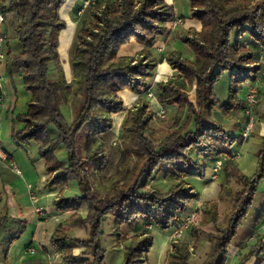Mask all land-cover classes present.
<instances>
[{"label":"trees","instance_id":"16d2710c","mask_svg":"<svg viewBox=\"0 0 264 264\" xmlns=\"http://www.w3.org/2000/svg\"><path fill=\"white\" fill-rule=\"evenodd\" d=\"M188 1L190 15L200 22L202 29L191 35L184 33L181 39L188 44L195 59L191 62L174 54L166 59L184 79L188 89L193 91V100L188 97V91L169 81L155 86L160 104L175 105L179 113L186 110L187 117L178 130L152 144L146 137L150 132L148 122L152 119L147 105L138 104L133 107L134 110H126L127 119L121 127L123 154L136 159L130 172L131 182L117 189L113 196L98 199L93 194L89 195L87 182L82 184L76 175L70 145L86 126L90 128L92 142H103L112 134L111 115L125 111L119 93L128 90L137 95L149 88L154 64L142 57L118 59L116 54L121 45L131 39L144 45L153 43L163 33L165 23L173 21V9L164 0H94L97 6L91 12V22L83 21L76 32L70 62L73 83L81 97L75 109V120L67 124L60 104L67 101L71 85L65 83L58 52L59 33L66 27L59 11L66 0H8L4 8L5 12L14 16L13 34L22 50L17 56H10L8 51V71L23 72L24 89L31 95L26 113L17 117L24 128L15 131L12 136L19 144L28 141L41 143L39 158L44 161L45 171L50 177L46 182L48 187L67 184L70 179L78 181L83 193L81 198L70 200L59 196L53 205L66 212L86 204V219L74 217L71 222H79L89 233V238L87 241H73L86 249L85 255L92 256L93 264L101 263L103 257L96 239L103 215L115 217L116 226L134 225L140 221L151 229L165 231L191 214L187 202L198 200V195L189 184L190 178L202 177L206 160L229 155L234 142V137H230L218 124L212 121L205 124L203 121V113L211 114L219 105L214 93L215 84L221 74L230 73L228 101L220 106V110L235 114L242 108L238 97L241 85L255 80L261 70L257 63L260 53H264V0L257 3H252V0L243 3L238 0ZM51 67L58 77L56 80L48 77ZM49 127L57 131L58 137L54 140H49L46 134ZM60 144L68 152V168H64L54 155ZM98 146L101 147L102 143ZM259 154L261 166H264V153ZM92 155L99 157L103 164L104 156L100 151ZM163 168L167 172L166 177L172 174L179 179L166 193L151 186ZM262 175L249 181L241 176L243 190L237 195L239 207L230 211L225 228H216L218 233L224 231V234L211 236L213 244L202 264L226 263L228 238L235 234L239 219L245 214L257 180ZM202 213L206 214L205 210ZM210 220L216 223L214 217ZM24 227L18 222L17 228L12 229L14 232L3 249L2 264H8V246L20 236ZM151 235L144 230L134 245L125 247V264H132L143 257L152 245ZM67 240L66 230L58 228L51 243L60 251L62 264H74ZM261 247L262 243L258 240L239 264L256 255ZM172 248L177 257H172L171 253L170 261L186 264L187 256L180 253L174 242Z\"/></svg>","mask_w":264,"mask_h":264},{"label":"rangeland","instance_id":"374dc122","mask_svg":"<svg viewBox=\"0 0 264 264\" xmlns=\"http://www.w3.org/2000/svg\"><path fill=\"white\" fill-rule=\"evenodd\" d=\"M173 1H175V9L181 8L180 11H183V15L185 17H190V2L188 0ZM238 1L243 3L247 0ZM258 1L260 0H252V3H257ZM252 3L250 5H253ZM6 4H4L3 8L6 7ZM89 6L90 7L87 8L88 6L84 5L83 0H79L74 5V8L71 11L72 19L79 20L80 26L83 21L91 22L92 20L90 15L92 10L95 8L94 6H97V4L94 2V0H92ZM78 12H81L80 16L77 14ZM67 42L68 40L66 38L62 39L61 45L63 46V48H65ZM167 44L168 46L166 49L165 58H167L170 54H174V56H179V58H182L183 60L191 61L190 57H192L193 59V52L191 51L188 44L183 42V40L181 39V35L171 39V41ZM74 45L75 40L72 46L69 47V61H71L73 57ZM155 50L156 48L151 49L153 57L157 61H159L158 54ZM136 58L140 57L137 56ZM165 65L166 67H168V69L173 70L169 65L167 59ZM158 69L160 70L161 68H159V66H156L155 73ZM54 73V68L51 67L48 77L52 79L51 76H54L56 74ZM178 75L179 73H177V76H175V78H173V80L169 82L178 87L180 86L184 89V91H188L187 94L190 98V90L188 89L186 82L180 75ZM70 85H73V91L71 89L69 90L70 92L67 98H72L69 104L73 105L76 109L77 102L81 97V94L76 91L77 87L75 84ZM258 90L259 106L257 105V107H259L260 110V108L264 109V86L260 85ZM156 91L155 88H153L152 97L154 96L157 99ZM239 98L241 99V96ZM28 102L29 101H26V103L24 104V114L27 111ZM138 104H146L147 112H149L152 116V119L148 122V128L150 132L146 134V137L152 142V144H157L168 134H171L174 131L178 130L182 113L178 112L177 106L160 104V108L165 111L166 115L165 119H161L157 115L159 106L156 103L150 105L151 103L139 102ZM166 106H168L167 109L165 108ZM133 107H131L130 110H134ZM70 110L71 108L69 107V105H65L63 103L61 104L60 111L67 124H71L75 120L74 118L76 110L74 111V117L72 118V110L71 113H69ZM216 110H219L220 112L215 113L214 120L213 116L204 112L203 121L205 124H209L210 121L215 122L220 127L225 129L229 133L230 137H234V142L230 150L234 152L235 155H238V158L234 160L236 161L235 165L238 171L235 173L230 155H227V160L219 167V172L215 179H212V176L214 174L212 168L215 167L214 165L216 163L211 164L213 166L207 164V167H202V177L197 176L189 180V184L194 188V192L198 195V200H190L187 202V207L189 208L191 214L186 215L181 220L175 222L170 230L163 231L156 228L151 229L148 225L140 221H138L134 225L116 226L115 217H112L111 215H103L96 237L97 246H99L100 251L103 252L102 261L99 264H125V247L129 246L130 244L134 245V243L139 238V236L137 235L134 237L132 236L126 238L125 231L131 226H136L137 229H140L142 231L146 230L148 232H151L152 234V245L149 247V250L143 254V259H136V261L132 264H176L177 261H170L169 257L171 253L173 254L172 257H177V255L173 252V242L176 246H178V249H180V253L187 256L185 260L186 264H202L206 261V259L208 258V253L210 252L211 246L213 244L211 236H222L224 234V231L222 233H218L216 228H225V223L230 217V211L234 209L236 211L237 207H239L237 195L243 190V183L240 179L241 176L249 181L256 178L258 175H262V169H264V166H261L262 162H260L261 158L259 154L260 152L264 153V133L259 132L261 125H264V112H262V115H259V117L257 111H255V113L253 114L255 126L247 141L242 142L239 139L242 130L245 127L244 114L242 110L238 109L235 114H227L226 112H221L220 107L219 109H217V106L213 109V111ZM126 119L127 113H125L124 118H121L120 120L122 122L119 126V134H114V131H112L111 129V136H109L108 138L105 137V139H103V142H92L89 136L90 128L86 126L84 127V129H82L80 134L74 137V140H72V143L70 145L73 148L72 162L74 165L73 168L75 169V173L77 176H79L80 182H82V184H84V182H87L88 188L90 189L89 195L93 194L97 197L96 199L103 198L104 196L111 197L117 192V189L126 187L127 184L131 182L130 172L136 159L128 158L123 154L125 148L122 145L123 134L121 131V127L124 125ZM257 124L260 126L257 127ZM35 143L36 142L34 141H28L26 143H20V145H24L28 147L27 149H29L31 147L29 146V144L33 145ZM99 143H102L101 147L98 146ZM60 145L63 146V144ZM63 148L65 147L63 146ZM97 151H100V154L104 156V158L102 159L103 164H101L100 160L98 159L99 157L95 158L92 155L93 152L97 153ZM67 154L68 152L66 150V159L68 158ZM200 163L203 164L202 161ZM63 167L68 168L69 162L67 166L63 165ZM164 168L160 170V173L156 175L155 181L151 183V186L154 188H158L163 193H166L172 187L171 185L179 179L172 174H169V176L166 177L165 174L167 172ZM58 185L56 184V186L52 187L56 188ZM65 185H67V187L64 188V192L59 193L61 197L69 198L71 200L73 198H81L83 196L82 190H80L78 181L76 179H70V181ZM46 187H48L47 184ZM252 196V200L250 204L247 205L245 214H243L239 219V224L235 234L228 238L229 244L226 247L228 262L226 261L225 264H239L240 260L243 259L246 254H248L249 249L253 247L258 241V239H253V234L255 233V229L258 226L257 224L260 219L264 218V175H262V177L257 180V185ZM83 206H86V204H82L81 206L77 207L76 210L80 209ZM202 207L206 208L203 209L205 210L206 214L202 213ZM193 214H196L195 219H191V215ZM213 217L215 218L216 223H213V221L210 220V218ZM8 223L11 224V228H14V223ZM176 233L180 234L178 238L176 237ZM88 238L89 233H87L85 237L80 239H83V241H87ZM5 247L6 245L3 244L0 246V264H2L4 260L3 249ZM237 247L239 248V253L235 254L233 250H235ZM93 262L94 260L88 264H93ZM60 264H62V261Z\"/></svg>","mask_w":264,"mask_h":264},{"label":"crops","instance_id":"0c3cea01","mask_svg":"<svg viewBox=\"0 0 264 264\" xmlns=\"http://www.w3.org/2000/svg\"><path fill=\"white\" fill-rule=\"evenodd\" d=\"M8 0H0V10L4 16V24L0 25V33L5 37V41L0 45V51L3 55V59L0 60V139L3 150L7 155L5 164L9 167L13 164L17 166L20 173L16 174L12 172L6 166H0V246L6 245L7 240L12 236L15 227L17 228L18 222L24 224V230L20 236L8 246L7 263L8 264H57L61 263L60 251L57 250L51 243V238L58 228H63L68 233L67 245L70 248L72 256H74V264H88L93 261L90 255H85L86 249L76 244L73 240L83 241V238L88 233L87 230L79 222H71V219L77 217L79 219H86L87 208L86 206L80 209H73L71 211H60L56 209L53 202L60 196L59 193L64 192L65 184L58 185L56 188L46 187V182L49 180V175L45 171V163L39 158V148L41 143H35L29 149L24 145H20L15 141L12 136L15 131L24 128V125L17 120L18 116L24 115L26 101H30L31 95L24 89L22 75L23 72L8 71V59L7 53L10 52V56H17L21 53V46L16 40L14 29V16L11 13L5 12L3 8ZM79 0H66L62 5L63 7L59 11V17L64 20L66 27L59 33L58 39V52L59 60L62 64V70L64 72L65 83L74 84L72 77L71 62L69 61L70 49L74 40L76 39V32L80 28V21L73 20L71 11L74 5ZM84 2V0H83ZM167 6L172 7L173 15H175L173 21L167 22L164 25V31L158 35L154 42L149 45H144L136 39H131L129 42L121 45L116 57L118 59H136V57H142L147 61L154 64L152 69L153 77L149 84V88L142 94L134 95L128 90H124L119 93V97L124 103L125 111L120 114H113L112 117V131L118 135L119 126L124 118L126 110L133 106H138V103H156L158 106L160 103L156 97H152L153 88L160 82L171 81L178 72L168 69L166 67V49L171 39L178 37L184 33L192 34L193 32L199 33L201 31V24L198 20L191 17H185L181 8H174L175 1L164 0ZM81 12L77 14L80 16ZM190 13V6H189ZM178 29V30H177ZM177 30V31H176ZM67 39V45L63 48L62 39ZM69 38V39H68ZM71 43V45H70ZM62 48V49H61ZM156 48L159 61H157L152 54L151 49ZM260 58L257 65L261 68L256 75L255 80H250L241 85L238 95L241 96V101L244 100V93L251 85L259 89L260 85L264 86V79L260 77L261 73H264V53H260ZM193 56V54H192ZM191 61L195 59L190 57ZM156 66L161 68L155 73ZM55 72V71H54ZM55 74V73H54ZM53 80L58 77L55 74L51 76ZM230 73L224 72L221 74L218 82L215 84L214 93L219 100L217 109L223 103L228 101V87H229ZM177 78V77H176ZM73 86V85H72ZM71 86V90L73 88ZM157 92V91H156ZM259 94V90H258ZM157 95V93H156ZM69 98V97H68ZM190 99L193 100V91H190ZM72 98L67 99L63 104L69 105L71 110V118L74 117L75 107L71 104ZM150 100V101H148ZM61 105V104H60ZM259 106V103H258ZM73 107V109H72ZM166 109L168 106L165 107ZM162 109L159 106V110ZM258 116L262 115L264 109L259 110L256 108ZM261 111V112H260ZM219 110L211 111V116L215 113H219ZM259 116V117H260ZM187 117L186 110L181 115L179 127L183 124ZM260 125L257 124V127ZM260 133H264V125H261ZM49 140H54L58 137L57 131L53 127H49L46 131ZM34 146V147H32ZM26 147V148H25ZM230 153L234 154L230 150ZM56 159L63 165L67 166L66 150L62 145H59L54 152ZM227 156L219 157L217 159L206 160L207 164L225 163ZM231 159V158H230ZM235 173L238 171L234 160L231 159ZM215 166V165H214ZM208 169V168H207ZM191 179V178H190ZM69 199V198H65ZM37 208H42L43 212L39 215L36 212ZM6 219V220H4ZM8 219V220H7ZM8 222H14V228H11V224ZM253 234V239L260 240L262 243L261 249L256 255L249 257L244 264H264V218H261L257 224ZM143 233L142 230L137 229L136 226H131L125 231L126 238L140 236ZM254 242V240H253ZM30 248L34 249V253H29ZM237 247L233 252L239 253ZM4 252V250H3ZM4 256V254H3ZM234 256V255H233ZM228 262V261H227Z\"/></svg>","mask_w":264,"mask_h":264},{"label":"built area","instance_id":"2783aa9c","mask_svg":"<svg viewBox=\"0 0 264 264\" xmlns=\"http://www.w3.org/2000/svg\"><path fill=\"white\" fill-rule=\"evenodd\" d=\"M92 0H84V5L86 6H89V4L91 3ZM4 16L0 10V25L4 24ZM5 41V37H3V35L0 33V45H2ZM3 59V55L0 51V60ZM180 75V74H179ZM178 75V76H179ZM260 77L262 79H264V73H261L260 74ZM244 100H243V103H242V112L244 114V128L242 130V133L239 137V139L244 142V141H247L249 135L251 134L253 128H254V117H253V114L255 113L256 111V108H257V105H258V89L255 87V86H250L248 89H246L245 93H244ZM0 100H2V98L0 97ZM157 115L158 117H160L161 119H165L166 118V115H165V111L163 109H160L158 112H157ZM230 158L231 159H237L238 158V155H235V154H232L230 153ZM7 160V155L5 153V151L3 150V147H2V143H1V139H0V166H6L8 167L12 172H15L16 174H19L20 171L19 169L17 168V166L15 164L11 165L10 167L5 164ZM222 163L220 162H216L215 164V167L212 168V170L214 171V174L212 176V179H215V177L217 176L218 174V169L219 167L221 166ZM36 212L41 215L42 212H43V209L42 208H37L36 209ZM196 218V214H193L191 215V219H195ZM180 236L179 233H176V237L178 238ZM29 253H34V249L33 248H30L29 250Z\"/></svg>","mask_w":264,"mask_h":264}]
</instances>
